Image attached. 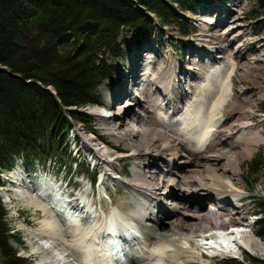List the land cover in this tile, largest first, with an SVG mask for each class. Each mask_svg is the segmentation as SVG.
Wrapping results in <instances>:
<instances>
[{
	"label": "bare ground",
	"instance_id": "obj_1",
	"mask_svg": "<svg viewBox=\"0 0 264 264\" xmlns=\"http://www.w3.org/2000/svg\"><path fill=\"white\" fill-rule=\"evenodd\" d=\"M231 11L234 13V10L231 9ZM222 13H224V9L220 8L219 14L222 15ZM230 18L231 16L228 19ZM231 30L226 34L229 35ZM207 42L210 44L209 41ZM204 46H200L202 49L199 48L197 53L207 55L209 63L206 67L209 64H218L219 61L214 60L215 56L212 58L215 47L211 45L205 48ZM167 60V68L160 64L158 72L151 73L150 63H153L154 60H147L144 57L145 68L143 67L141 76L139 75L140 77L137 78L138 62H136V67L128 63L130 72L126 80L130 89L129 99H132L133 101H130L134 103L132 108L123 105L126 102H122L121 93L111 96L105 92L104 98L107 105L103 106L105 109L102 108L105 114L100 112L97 108L99 106H92L87 111L88 116L105 126L107 136L113 142L125 144V147L130 150L128 157L130 156L133 160L131 178L122 177L117 174L115 164L121 156L114 153L113 148V150L108 148L109 145H107L108 147L103 145L106 144L104 141L101 140L102 144L93 138H85L88 136L83 137L82 148L99 168L98 183H100L103 195L112 203V197L107 192L108 183L113 182L122 186L128 193V197L120 204L119 208L124 214L122 218L135 222L141 228L145 253L141 258L131 257L132 259H129L127 264H161L163 258L174 261L170 248L173 251H178L176 253L179 255L176 256V253L174 255L179 260L180 256L189 253L190 248L199 250L201 248L203 250L200 251L201 258H205V256H209V258L232 257L234 252L228 247L222 245L220 248H223L224 251L217 252L215 246L220 244L233 246L232 243H235L236 238L231 241V237L239 236L242 233V230L240 231L243 228L242 214L236 211L240 207L237 200L244 193V189L235 187L229 180H225L224 174L235 171L238 177L240 171L238 165L241 163L238 160L250 157L260 140H263L259 133L260 125L251 121L246 120L251 124L243 123L237 118L228 128L220 129L224 123L231 122H226L227 118H224L221 110L227 104L232 91L231 76L235 64L229 63L226 68L219 65L212 75L203 78V83L198 82V86H203L202 91L196 89L197 97L189 96L185 99L180 91L179 80L182 85L187 84L186 82L190 80L188 73L181 71L182 66L176 56H169ZM131 80L132 82H130ZM186 88L191 90L193 87L187 84ZM240 92L241 90L237 91V93ZM185 94L188 95L186 92ZM207 98H210V101ZM113 107L117 108L118 114H112ZM127 108L139 109L138 113L132 110V115L128 117L131 118L129 121L131 126L126 123L125 111ZM142 110L144 113H141ZM84 112L86 114V111ZM227 138L229 141L222 145L221 141ZM212 148H215L213 152L208 153L207 151ZM159 157L166 158V160ZM148 160L161 165L156 172H153V164L151 165ZM141 161L144 164L139 166L138 162ZM149 169L152 172L149 173ZM156 176L159 177L156 178ZM25 178L26 176L21 171L12 170L7 173L4 180L9 184H16L22 194H26L24 192V187L27 185ZM220 179L221 181H219ZM154 181L159 182L160 185H155ZM60 189L49 183H38L27 193L29 199L32 198L31 195H34L42 202V205L48 206V214L44 212L47 218L49 210L52 209L57 214L59 213L57 209H60L63 213L68 214L70 220L78 222L75 213L77 211L84 213V210L79 207V197L66 196L65 200H60L61 193L57 192ZM1 191L6 194L4 188ZM197 198L203 201L210 200L209 207L201 208V204L198 207L193 206V202L197 203ZM31 201L29 205L35 206L34 209L44 210L39 201L33 199ZM180 201H182L180 204L185 207L184 211L187 208V213L181 212L178 203ZM226 206L230 208V211H223ZM157 207L163 212L159 209L156 210ZM235 212L236 214H234ZM160 215L162 218L159 217ZM171 217L174 218V221H170ZM226 218H230L228 223H226ZM47 220L44 224L46 228L41 233L48 240L56 241L58 250L66 253V257L69 258L70 254L74 260L80 262L76 263L89 264V257L86 255V251H83V243L87 242L86 236H79V241L81 240L79 247H82L83 250L76 252L75 248L72 250L70 243L73 242V239L70 242L65 239V237L72 238V236L62 233L64 229L62 231L57 229L55 222L51 219ZM147 221H153L157 228L150 229L146 226L145 222ZM83 224L85 223L82 222L81 225ZM65 227L67 230L74 231L66 225ZM48 229L55 234L54 237ZM212 231L218 232L211 233ZM93 232L96 240L91 237L89 243H93V240L94 243L102 242L98 235L99 232ZM209 233L211 234L207 235ZM253 235L249 232L244 236L243 241H238L235 244L236 252L241 253L243 249H247L264 259V244L260 243L259 239ZM196 239H199L202 244H197ZM61 244L64 245L61 246Z\"/></svg>",
	"mask_w": 264,
	"mask_h": 264
},
{
	"label": "rangeland",
	"instance_id": "obj_2",
	"mask_svg": "<svg viewBox=\"0 0 264 264\" xmlns=\"http://www.w3.org/2000/svg\"><path fill=\"white\" fill-rule=\"evenodd\" d=\"M233 1L234 0L227 1V5H224L227 8L230 6L232 10H234V13L231 14V18L228 19L230 23L226 25L216 24L215 26L216 28L220 27L217 29L218 37L211 30L212 28H209L207 26L210 23L206 22V20L208 19L205 16L211 11V6H209L208 4L216 2L219 5V1H212L207 4L201 2L199 3L194 12L188 11L183 14V16L187 19V22L189 23L191 29L189 34L186 36L179 35L175 26H170L158 29L157 32H155L154 37L151 39V41H149V43L147 44H143L140 39H138L134 35L133 32L128 30L125 31L119 38V42L121 45V57L116 60L113 58L109 59L113 60V63L115 64L114 77H112L109 82H104L103 85L100 86L98 93L99 102L98 104L92 105L94 107L99 106L97 108H99L102 114H105L102 111L103 106L107 105L104 98V93L108 92L111 96H116L118 93H121L122 102H126L123 105L125 107L128 106L132 108L134 103H131L130 100L132 99H129L130 89L128 88V81L126 80V77L128 78L130 72L128 69V63L131 66L136 67V62H138V69H136V78L140 77L142 74L143 67L145 68L146 65V62L143 63L144 57H146L147 60H154L153 63H150L151 73H157L160 64L161 66H165L167 68V58H169V56H176L179 63H181V71L183 70V72L185 71L186 73H188L190 80L186 83L193 87L191 88V90L187 89V84L182 85L181 81L179 80L180 91L182 92L183 97L185 99H187V97L189 96H191L192 98L197 97V90L201 89L200 91H202L203 86H198V82L203 83V78L212 75V72L215 71V69L219 65H223L226 68L229 63L235 64L234 71L231 76L232 91L228 97L227 104L223 106L221 110V114L224 116V118H227L226 122H231L228 124L224 123L220 127V129L228 128L235 122L237 118H239L243 123H250L247 121H251L257 125L259 124V133L260 135H262L261 137L263 139L262 141L260 140L259 145L256 146V149L253 151L250 157L238 160L241 162L238 165V169L240 170L238 177L236 176L235 171H229L224 174L225 180H229L230 183H232L235 187L244 189V193L242 194L240 199L237 200V203L240 205V207L238 211H236L242 214L243 228L240 229V231L242 230V233L239 234V236L231 237V241L236 238L235 243H232L233 246L225 244L215 246V250L217 252L224 251L223 248H220V246L222 245L223 247H228L234 252L232 257L209 258V256H205V258H201V256H199L201 254L200 251H203L201 248L200 250L198 248H190L189 253H185L180 256L181 259L179 260L176 257L179 255V253H176L178 251H173V249L170 248L169 250L173 252V259L175 260H165V258H163L164 260L162 259L163 261L161 262V264H222V262L230 260H235L236 262L241 263L244 259V264H252L251 259L264 261V259L254 255L251 251H248L247 249H243V251L239 253L236 252L235 248V244L240 240L243 241L244 236L246 234L250 232V234L253 235L252 232L254 230V222L259 218L258 216L254 215L256 211L255 200L258 198L264 199V171H261L259 173L255 184H250L247 181V173L245 171L246 162H248L252 158H255L261 153L264 155V13L261 14L258 11L257 14H254L252 16L250 12L253 9H257V7L253 5L252 1L248 3H243L242 0H240L241 2L238 3ZM238 21H240L242 25L240 26V28L242 29L241 32H245L242 33L239 37L241 39L244 38L243 40H237L236 38H234L236 34L233 35L234 32L237 31ZM229 30H231L230 34L227 35L226 32ZM239 33H237V35ZM207 41H209L210 44ZM222 42L224 44L223 46H221ZM204 44L205 48L210 47L211 45L215 47V51H213L212 56L216 57L218 55L219 57H221L218 60L219 62H217L218 64H209V66L206 67L209 63L207 55H200V53H197L200 46ZM218 44H220V46H218ZM200 49H202V47ZM132 58L133 61L131 62ZM130 82H132V80ZM162 84L164 85V83ZM103 87H105L106 89H104ZM238 90H241V92L237 93ZM185 92L188 93V95L185 94ZM207 99L210 101V98ZM92 106H88L84 109L78 110V112H80L88 120V122H85L84 124H77L75 127H73L72 130L69 131L68 136L66 137L67 153H70L72 155L71 158L73 159V161L80 163V167H77L75 162L70 165L66 164L64 165L65 167H59L57 161H47L46 164H43L41 161H38L43 159H38L37 161H34L32 163L29 162L26 164L21 161H18L17 165L14 168L19 170L13 171L23 172L22 170H24L27 173L25 175L27 185L24 187V192L26 194H22L21 190L17 188L16 184H9L5 182L4 178L7 176V173L1 175L0 177V196L2 197L4 207L7 211V221L13 229L12 233L21 234L22 240L25 245L23 249L18 250V255L28 259L31 264H78L76 262H79L74 260L72 258L73 256L70 254L68 255L69 258L66 257V253H63L58 250V244H56V241L48 240V238H46V236L41 233L42 230L46 228L44 224L45 221H48L47 219H51L52 221H54L57 229H61V231L64 229L62 233H66L69 236H72V238L65 237V239H68L69 242L73 239V242H70L72 245V250L75 248L76 252H82L84 247H79L81 245V240L79 241L80 235H85L87 239L92 237L91 239L96 240V238H94L93 236V231L102 230L105 222L112 215V213L117 212L123 214V212L119 208L120 204L125 200V198L128 197V193L122 186L117 185L113 182L108 183L107 192L112 197L111 200L113 204L105 195H103L99 186L100 183H98V190H96L97 188L95 187H90L88 179L92 178L93 175H95L96 177L98 176L99 178L100 171L99 168L95 165V162L92 161V158H90L82 148L83 137L88 136L85 138H93L98 143H102V141H104L106 144L102 143L103 145H105L106 147H108L107 145H109L110 147L108 148H113V152L121 156V158L117 160L115 164L117 174H120L122 177L131 178V168L133 160L130 156L128 157V153H130V150L125 147V144L123 142L117 144L113 142L111 138L107 136L108 133L105 131V126H103L101 122L87 115V111H89V108ZM207 107H209V105H207ZM131 108H127L125 111V115H127V125L130 123L129 121H131V118L128 117L132 115V110H134L133 112H139L138 108ZM111 110L113 115L118 114L116 107H113ZM84 111H86V114ZM141 113H144V110H142ZM234 115L236 116L233 117ZM152 118H154V116H152ZM74 141H76V145L74 144ZM228 141L229 139L227 138L226 140L221 141V144L223 145L225 142ZM219 145L220 144H218V146ZM215 148H212L207 152L211 153ZM162 160H166V158H162ZM148 161L151 165L153 164V172H156L159 169V166H161L159 163H153L151 160ZM138 164L139 166H141L140 164L144 163L141 161L138 162ZM87 166L89 169L88 173L80 171V168ZM33 171L35 172V175H38L41 172L42 174H46V181L50 179L52 181L56 180L60 182L61 187L65 191L74 188V190L76 191L73 190L72 194L75 198L79 197V193L82 195V200H85L87 203V207L84 209L85 211H88L91 216V220L88 219L85 223L82 234H80V232L76 230H67L64 225L65 219L63 220L60 216L61 213L55 214L54 210L51 209L49 210V217L47 218L45 213L48 212V206L42 205V202L37 197H34V195H31V199H33L34 201H39L44 210L42 211L41 209H34L35 206L29 205V203H31L32 201L31 199H29V194L27 193V191L29 192L30 190H32V187H36L37 185L36 179H34V176H31L30 174V172ZM150 172L152 171H150L149 169V173ZM157 177L159 176H156V178ZM156 178L155 180H157ZM164 178L166 179L168 177ZM219 181H221V179ZM154 184L160 185V183L157 181H154ZM2 188L5 189L6 194L1 191ZM91 202L93 203L91 204ZM196 202L197 203L193 202V206L198 207V205L201 204V208H208L210 204V200L203 201L198 198L196 199ZM79 203V207L83 209V207L85 206L82 207V201L79 200ZM178 203L180 204L182 203V201ZM184 208V205L180 204L181 212L187 213V208L185 211ZM157 209L159 208L157 207L156 210ZM223 211L228 212L230 211V208L226 206ZM161 212H163V210H161ZM236 212L234 214H236ZM76 213L81 214V216L84 214L80 213L79 211H77ZM159 217L162 218L161 215ZM172 217L170 218V221H174V218L172 219ZM229 220L230 218H226V223H228ZM145 223L146 226H148L150 229L157 228V225H155L153 221H147ZM217 232L218 231H212L211 233ZM49 233H51L53 237L55 236V234L50 230ZM211 233L207 235H210ZM253 236L257 239L255 235ZM258 241L264 244L261 240ZM198 242L199 239H196L197 244H202L201 241L199 243ZM141 243H143V245H141ZM63 245L64 244H61V246ZM208 245L211 246L210 244ZM90 246L95 247L92 245V243H89V248ZM121 246L123 249H125L124 253H130L133 256L136 255L134 257L141 258L142 254L145 253L144 240L140 243L138 241H124L122 242ZM96 247L98 251H100V255H102L104 253V251L101 250L102 248L99 246ZM211 248L213 249L212 246ZM83 251H85V248ZM86 255L89 257V264H107V261L105 260L106 257L98 256L97 250L95 251L90 249L89 251H86ZM132 258H127L124 255L125 262L122 264H127L128 260Z\"/></svg>",
	"mask_w": 264,
	"mask_h": 264
},
{
	"label": "trees",
	"instance_id": "obj_3",
	"mask_svg": "<svg viewBox=\"0 0 264 264\" xmlns=\"http://www.w3.org/2000/svg\"><path fill=\"white\" fill-rule=\"evenodd\" d=\"M201 2L211 0H0V177L18 161L75 162L65 137L88 122L78 110L98 104L100 86L114 77L109 59L121 57V35L131 31L147 44L158 29L175 26L186 36L191 29L183 14ZM253 5L252 16L264 13V0ZM245 171L255 184L264 155L246 162ZM255 206L252 233L264 243V199ZM12 230L0 196V264H31L18 255L25 245Z\"/></svg>",
	"mask_w": 264,
	"mask_h": 264
}]
</instances>
